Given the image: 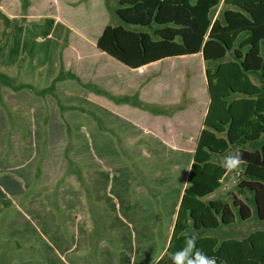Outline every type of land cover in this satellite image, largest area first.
<instances>
[{
  "label": "rangeland",
  "instance_id": "obj_1",
  "mask_svg": "<svg viewBox=\"0 0 264 264\" xmlns=\"http://www.w3.org/2000/svg\"><path fill=\"white\" fill-rule=\"evenodd\" d=\"M106 4L108 9L99 11L102 16L104 12L103 22L122 24L114 13L117 0H106ZM222 8L221 2L212 13L214 18ZM1 9L0 66L17 83H30L35 90L3 86L0 91V183L13 179L18 187L25 184L21 195L16 191L9 204L0 197V229L12 218L7 236L0 237V262L3 257L12 262L14 251L21 248L32 258L36 246L50 252L36 228L56 224L64 235L73 234L81 249L77 252L92 259L88 264L113 263L123 249L114 226L116 216L122 215L135 228L140 224L149 229V220L155 222L142 240L135 229V251L127 254L131 261L142 256L143 262L154 258L156 264L166 253L173 218L167 202L186 185L207 108L201 54L132 70L99 52L58 17L9 16ZM60 64L80 81H58L56 96L36 94L50 84ZM83 83H95L116 95L138 90L146 102L183 103L184 107L171 114H154L116 103ZM240 175V168L227 171L211 197L229 202L234 193L244 200L245 191L236 188ZM19 213H25L31 224L24 221L19 229L13 227L22 217ZM257 229H264V220L252 213L248 219L221 225L212 234L242 238ZM21 231L31 233L35 243L20 245ZM45 232L52 242V229ZM72 244L67 242L66 247ZM72 251L68 248L67 255Z\"/></svg>",
  "mask_w": 264,
  "mask_h": 264
},
{
  "label": "trees",
  "instance_id": "obj_2",
  "mask_svg": "<svg viewBox=\"0 0 264 264\" xmlns=\"http://www.w3.org/2000/svg\"><path fill=\"white\" fill-rule=\"evenodd\" d=\"M221 2V15L214 18ZM0 6L9 15L58 17L99 52L132 70L201 54L207 108L166 253L156 264H172V254L185 248L193 233L197 236L193 253L214 257L216 264H264V229L242 238L212 234L252 213L264 220V0H117L114 13L122 24L103 22L104 12L102 16L99 11L108 9L106 0H0ZM65 78L80 81L60 64L50 84L36 94L54 96L56 83ZM83 84L116 103L154 114L184 107L146 102L138 90L116 95L95 83ZM3 86L35 90L0 69V91ZM237 149L241 175L236 188L245 191V199L234 193L229 202L208 199L227 172L220 166L222 159Z\"/></svg>",
  "mask_w": 264,
  "mask_h": 264
},
{
  "label": "crops",
  "instance_id": "obj_3",
  "mask_svg": "<svg viewBox=\"0 0 264 264\" xmlns=\"http://www.w3.org/2000/svg\"><path fill=\"white\" fill-rule=\"evenodd\" d=\"M1 10L3 11V9H1ZM4 13L7 14L6 12H4ZM7 15H9V14H7ZM9 16H12V15H9ZM0 68H1V66H0ZM239 168H240V166H239ZM17 182L18 181H14L12 179L10 181H7L6 184L0 183V197L2 198L3 201L7 202L5 204L10 203L11 196L14 197V195H16V191H20L19 195H21V193L25 189L24 183H21L22 186L18 187ZM184 187L177 190L176 197H175V199H173L172 202H167L168 204L171 205L169 213L171 212V215L173 218H172V222L170 224L169 231H168L166 248L168 246L169 239H170V236H171V233L173 230V226H174L175 218L177 215V210H178L180 198H181V195L183 193ZM109 188H111V186ZM216 191L217 190H215L214 192L209 194L207 196V198L208 199H215L214 197H211V196ZM19 214L22 217H19V219H18L19 220L18 226H13V227L19 229V225H20L19 223L21 222L24 224V221L31 224L30 218L28 216H26L25 213H19ZM11 220H12V218H9V220H7L2 225V228L0 229V237L5 238V236H7V233H8L7 228H9L8 226H9V223L11 222ZM114 226L117 227L115 234L117 236V239L120 242L121 247H123V249L121 250L120 255H116L115 262L108 263V264H153L154 263V262H152L153 261L152 259H154V258L149 260V262H147V261L143 262V260L141 259L142 256L140 257V259L137 262L131 261L130 258L128 257L127 253L129 250L135 251V243L137 242V235H136L135 229L138 230L139 235H140V240H142V237L145 236L144 232L146 230H149V232H150L154 229L155 222H153L152 220H149V224L147 225V226H149V229H147L145 227V225L141 226L140 224H138V226H136V228H135V224H132L131 222H129V220H127L125 218V216L117 215L116 220H114ZM22 227H24V226H22ZM43 227H44V230H42ZM25 228H27V227H25ZM36 229H37L36 232H37L38 236L40 237L41 241L45 242L48 246V248H45V249L50 248L51 249L50 252L41 251V250L37 249V246H36L35 253H34L35 257L32 258L26 252H24L23 248H21L19 250L17 249L18 251L17 250L14 251L12 262H11V260H10V262H7L3 257L4 261H2V263L0 262V264H88L87 260L89 263H91L92 259L90 257L87 258L85 256L80 255L79 254L80 252L79 253L77 252V250L81 251V249L78 246V243L74 240L73 234L67 236V235H64L63 233H61L63 231L62 226L57 228L56 224L53 227H50V225L44 224L43 226L40 227V229H38V228H36ZM51 229H52V233H53V241L52 242L47 238V236L45 234L46 233L45 230H51ZM27 230H30L29 227L25 231H27ZM25 231H21L22 233L18 237L20 240L19 244L22 246L33 245L32 243H35V242L31 238V233H28ZM72 241H73L72 246L66 247V243L67 242L72 243ZM68 248L71 251L75 249V251H72L71 253H69L67 255ZM49 257H51V258L48 261ZM82 257H84V258H82ZM76 261L84 262V263H75Z\"/></svg>",
  "mask_w": 264,
  "mask_h": 264
},
{
  "label": "clouds",
  "instance_id": "obj_4",
  "mask_svg": "<svg viewBox=\"0 0 264 264\" xmlns=\"http://www.w3.org/2000/svg\"><path fill=\"white\" fill-rule=\"evenodd\" d=\"M240 164L241 152L237 149L234 152L226 155L222 159L220 166L226 171L231 172L238 169ZM196 239L197 236L195 233H193L187 239L185 248L172 254V264H216V259L214 257L207 256L203 252L199 251L193 253Z\"/></svg>",
  "mask_w": 264,
  "mask_h": 264
},
{
  "label": "water",
  "instance_id": "obj_5",
  "mask_svg": "<svg viewBox=\"0 0 264 264\" xmlns=\"http://www.w3.org/2000/svg\"><path fill=\"white\" fill-rule=\"evenodd\" d=\"M205 82H206V87H207V80H205ZM207 94H208V97H209V92L207 91Z\"/></svg>",
  "mask_w": 264,
  "mask_h": 264
}]
</instances>
